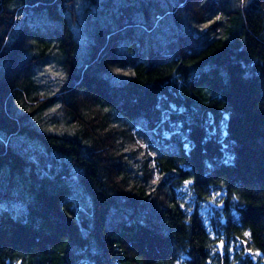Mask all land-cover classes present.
<instances>
[{
	"label": "trees",
	"instance_id": "16d2710c",
	"mask_svg": "<svg viewBox=\"0 0 264 264\" xmlns=\"http://www.w3.org/2000/svg\"><path fill=\"white\" fill-rule=\"evenodd\" d=\"M70 1L1 2L0 264H264V0L241 8L231 41L186 35L144 48L120 16L81 56L63 15ZM30 9L61 31L14 32ZM56 46L60 87L30 99L39 110L58 103L80 127L73 135L12 107L37 91L34 68ZM114 66L131 67L117 84ZM138 132L147 143L132 171L137 153L119 140Z\"/></svg>",
	"mask_w": 264,
	"mask_h": 264
},
{
	"label": "rangeland",
	"instance_id": "374dc122",
	"mask_svg": "<svg viewBox=\"0 0 264 264\" xmlns=\"http://www.w3.org/2000/svg\"><path fill=\"white\" fill-rule=\"evenodd\" d=\"M249 1L244 0V3L241 4L240 0H187L185 3L189 6L177 7L180 3L178 0H71L69 2L70 12L64 11L63 15L69 20L76 42L75 53L81 56L90 51L98 29L114 25L120 16H123L125 29L131 27L129 21L135 22L133 26L135 27V38L139 40L140 44H144V48L170 47L174 41L176 42L180 37L186 35L216 37L231 41L242 29L241 8ZM157 7H162L163 11L166 9L162 13L163 15L156 16ZM126 9L128 11H125ZM146 9L149 11L148 16L145 15L144 10ZM131 12H133L132 15H129ZM33 25H38L40 31L43 28L61 31L59 21L48 17L45 10L30 9L18 13V22L14 32L17 33L19 29L33 27ZM64 71L63 50L56 46L49 52L47 58L34 68L33 77L37 84V91L23 92L24 96H18L17 100L12 102L17 116L21 115L26 118L27 115L26 120L31 121L33 125L42 126L46 130L68 135L76 133L80 127L63 118L58 110V103L39 110L34 109L35 101L30 99L31 95L35 93L51 95L57 92ZM130 71L131 67L114 66L110 72L112 82L114 84L121 82ZM30 110H32L31 114ZM93 116L99 117L91 112L83 117L90 120ZM106 123V128H109L110 122ZM118 135L121 136L122 133L116 129H112L111 133L107 135L108 142L113 147L118 145L114 143L115 136ZM138 135L134 141H130L129 138L119 140L120 147L128 150L131 156L137 153L136 159L129 157L128 162L132 171H135V168L141 164L138 159L143 157V151L146 149L147 139L139 132ZM11 141V143L22 145L23 140L13 139ZM133 150L135 153L132 152ZM146 166L147 168L151 167L148 163Z\"/></svg>",
	"mask_w": 264,
	"mask_h": 264
},
{
	"label": "water",
	"instance_id": "95a60500",
	"mask_svg": "<svg viewBox=\"0 0 264 264\" xmlns=\"http://www.w3.org/2000/svg\"><path fill=\"white\" fill-rule=\"evenodd\" d=\"M1 2H2V0H0V12H1V10H2Z\"/></svg>",
	"mask_w": 264,
	"mask_h": 264
},
{
	"label": "snow or ice",
	"instance_id": "6c2138e0",
	"mask_svg": "<svg viewBox=\"0 0 264 264\" xmlns=\"http://www.w3.org/2000/svg\"><path fill=\"white\" fill-rule=\"evenodd\" d=\"M240 2H241V4H243L244 3V0H240Z\"/></svg>",
	"mask_w": 264,
	"mask_h": 264
}]
</instances>
